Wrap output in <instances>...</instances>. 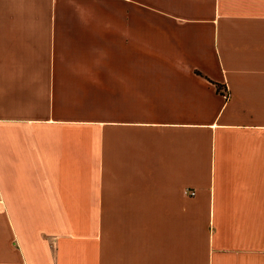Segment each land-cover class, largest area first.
<instances>
[{"label":"crops","instance_id":"1","mask_svg":"<svg viewBox=\"0 0 264 264\" xmlns=\"http://www.w3.org/2000/svg\"><path fill=\"white\" fill-rule=\"evenodd\" d=\"M0 264H264V0H0Z\"/></svg>","mask_w":264,"mask_h":264}]
</instances>
